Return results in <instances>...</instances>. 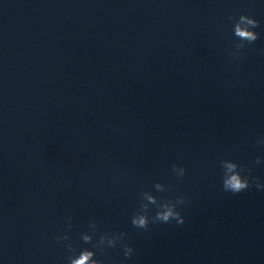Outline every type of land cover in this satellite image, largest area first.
Masks as SVG:
<instances>
[{
	"label": "clouds",
	"instance_id": "1",
	"mask_svg": "<svg viewBox=\"0 0 264 264\" xmlns=\"http://www.w3.org/2000/svg\"><path fill=\"white\" fill-rule=\"evenodd\" d=\"M229 19H233L230 17ZM259 27V21L255 18L240 14L238 19H235L233 25V34L237 42L234 45V51L231 53L234 57H238L241 54V50L246 45L253 44L259 37V33L254 31ZM257 143L264 144V140H260ZM261 158L257 157L256 163H260ZM220 165L223 169L222 187L225 192L232 194H239L252 186L257 189H264V184H261L259 179L251 176L250 169L245 165L238 164L233 160H221ZM171 170L176 174L177 178H182L186 173V168L172 164ZM247 173V174H245ZM156 191H164V185L157 182L154 184ZM142 202L139 206V210L136 211L131 217V224L137 229L147 230L150 223H170L175 220L178 225L185 223V217L181 211L177 210L180 205L187 202V197L177 196L175 200L165 199L163 201L158 200L157 196L153 195L150 191H142L140 193ZM150 205L156 206L155 215L149 216ZM70 230L72 225L69 222L67 225ZM89 232H82L80 239L85 243H93V238L98 233L99 227L96 222L90 221L88 224ZM57 242L69 241L67 234L63 236H57L55 238ZM119 242L120 247L123 249V255L126 259H130L134 254V248L125 241V233H102L99 239L95 242L94 248H98L101 252L105 247L116 248ZM65 247L72 253L67 257V264H103V261L96 258V252L89 248H82L77 251L73 243L68 242Z\"/></svg>",
	"mask_w": 264,
	"mask_h": 264
}]
</instances>
